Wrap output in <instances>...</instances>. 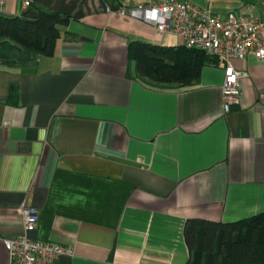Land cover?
<instances>
[{
  "label": "crops",
  "instance_id": "crops-1",
  "mask_svg": "<svg viewBox=\"0 0 264 264\" xmlns=\"http://www.w3.org/2000/svg\"><path fill=\"white\" fill-rule=\"evenodd\" d=\"M179 1L264 23V0ZM88 7L59 27L52 56L0 38V264L2 240L23 232V205L39 210L28 238L71 251L52 264H186L187 219L264 215V67L235 61L248 74L241 101L218 116L222 60L194 86H151L136 78L128 43L180 40L97 0ZM23 10L6 0L5 16Z\"/></svg>",
  "mask_w": 264,
  "mask_h": 264
},
{
  "label": "trees",
  "instance_id": "trees-1",
  "mask_svg": "<svg viewBox=\"0 0 264 264\" xmlns=\"http://www.w3.org/2000/svg\"><path fill=\"white\" fill-rule=\"evenodd\" d=\"M90 0H30L19 16L0 15V38L5 47L23 48L52 56L59 27L89 12ZM102 10H116L115 0H97ZM128 60L136 78L161 89L199 83L202 68L217 58L184 46L128 43ZM188 248L186 264H264V215L235 222L187 219L183 228Z\"/></svg>",
  "mask_w": 264,
  "mask_h": 264
},
{
  "label": "built area",
  "instance_id": "built-area-1",
  "mask_svg": "<svg viewBox=\"0 0 264 264\" xmlns=\"http://www.w3.org/2000/svg\"><path fill=\"white\" fill-rule=\"evenodd\" d=\"M23 9L30 0H20ZM6 0H0V15L5 16ZM106 11L111 10L107 7ZM123 17L151 26L163 37H175L187 49L203 51L224 63L221 102L216 115L225 116L241 101L240 81L247 72L235 61L252 56L264 67V23L258 13L229 11L224 17L210 13L192 3L179 0H146L132 8L118 7ZM23 232L2 240L8 264H52L61 255L69 254L68 247L27 237L36 229L38 208H20Z\"/></svg>",
  "mask_w": 264,
  "mask_h": 264
},
{
  "label": "rangeland",
  "instance_id": "rangeland-1",
  "mask_svg": "<svg viewBox=\"0 0 264 264\" xmlns=\"http://www.w3.org/2000/svg\"><path fill=\"white\" fill-rule=\"evenodd\" d=\"M94 8V6H92V9Z\"/></svg>",
  "mask_w": 264,
  "mask_h": 264
}]
</instances>
